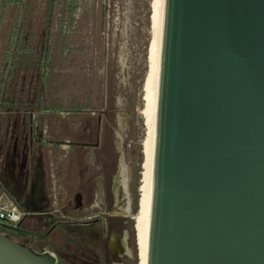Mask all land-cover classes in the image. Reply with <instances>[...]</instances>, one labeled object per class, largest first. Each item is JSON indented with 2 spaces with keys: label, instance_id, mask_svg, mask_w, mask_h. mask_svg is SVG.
<instances>
[{
  "label": "rangeland",
  "instance_id": "374dc122",
  "mask_svg": "<svg viewBox=\"0 0 264 264\" xmlns=\"http://www.w3.org/2000/svg\"><path fill=\"white\" fill-rule=\"evenodd\" d=\"M155 2L67 0L61 7L58 0L48 100L31 111L29 60L7 65L5 59L16 11L0 0V176L10 179L7 189L41 229L44 215L74 217L46 236L56 257L66 252V264H99L92 245L104 264H139L131 224L138 255L139 152L148 127ZM44 3L30 0L33 30Z\"/></svg>",
  "mask_w": 264,
  "mask_h": 264
},
{
  "label": "water",
  "instance_id": "95a60500",
  "mask_svg": "<svg viewBox=\"0 0 264 264\" xmlns=\"http://www.w3.org/2000/svg\"><path fill=\"white\" fill-rule=\"evenodd\" d=\"M146 264H264V0H163Z\"/></svg>",
  "mask_w": 264,
  "mask_h": 264
},
{
  "label": "trees",
  "instance_id": "16d2710c",
  "mask_svg": "<svg viewBox=\"0 0 264 264\" xmlns=\"http://www.w3.org/2000/svg\"><path fill=\"white\" fill-rule=\"evenodd\" d=\"M57 1L58 0H45L40 26L37 30H33L32 23L29 21V19H27L30 0H8L9 4H12V7L16 11L17 19L20 16V22H17L16 19L11 25L12 31L8 36L9 43L7 45L5 59L7 65L15 61L23 63L22 61L24 59L29 60V86L31 87L28 89L27 94L31 100H27L26 102L28 107H31V109H29L31 111L34 109V107L36 111L41 110L39 107V105L43 103V101H40L41 99H45V101L48 100V94H46L45 89V85L47 83L46 71L47 64L51 60V50L56 40L54 38L56 34L54 33L53 23L56 15ZM66 1L67 0H62L61 7L65 6ZM14 64L15 63H12V65ZM9 101L15 102L14 99ZM32 104L34 107H32ZM29 116H31V112H29ZM139 154L140 157L143 158L142 152H139ZM138 198L139 192L135 187L134 207L132 208V210L135 212L137 211L138 207ZM29 216L30 214L25 215L17 227L0 223V232L10 236L20 243L27 244L28 247L36 253L42 251H55L56 249L54 248L57 247H49L46 237L47 233L50 231V229H53V227L60 226L65 222L58 220L50 214L44 215L45 227L41 229L37 223L31 222L29 220ZM131 235L132 239H134V248L137 259L138 255L135 242L136 234L133 223L131 224ZM92 249L95 251V260L99 264H104V257L100 252H98L95 245H92ZM65 253L66 252H63L62 254L60 251H58L57 264H66ZM69 259L76 258L72 256L69 257Z\"/></svg>",
  "mask_w": 264,
  "mask_h": 264
},
{
  "label": "bare ground",
  "instance_id": "6f19581e",
  "mask_svg": "<svg viewBox=\"0 0 264 264\" xmlns=\"http://www.w3.org/2000/svg\"><path fill=\"white\" fill-rule=\"evenodd\" d=\"M163 0H156L153 14V40L150 52V73L147 80V92L149 101L148 127L143 142L142 179L139 199V215L136 224L139 264H146V252L148 242V203L150 184V164L153 137L154 111L156 99L159 43L162 19Z\"/></svg>",
  "mask_w": 264,
  "mask_h": 264
},
{
  "label": "built area",
  "instance_id": "2783aa9c",
  "mask_svg": "<svg viewBox=\"0 0 264 264\" xmlns=\"http://www.w3.org/2000/svg\"><path fill=\"white\" fill-rule=\"evenodd\" d=\"M30 213L21 208L15 200L0 190V223L17 227L22 218Z\"/></svg>",
  "mask_w": 264,
  "mask_h": 264
},
{
  "label": "flooded vegetation",
  "instance_id": "af4514ba",
  "mask_svg": "<svg viewBox=\"0 0 264 264\" xmlns=\"http://www.w3.org/2000/svg\"><path fill=\"white\" fill-rule=\"evenodd\" d=\"M10 179L8 177L6 178H1L0 176V187H1V191L5 192L9 197H11L13 200H15L16 202L17 199L12 195L14 191L11 190V192L7 189V183H9ZM12 193V194H11ZM56 217L58 220H62L64 222H68V219H74V217L70 216V215H66V214H62V213H57ZM109 217V216H107ZM94 221L96 220V218L93 219ZM70 222V221H69ZM91 220H86L85 224L90 225L91 224ZM104 257V256H103Z\"/></svg>",
  "mask_w": 264,
  "mask_h": 264
}]
</instances>
